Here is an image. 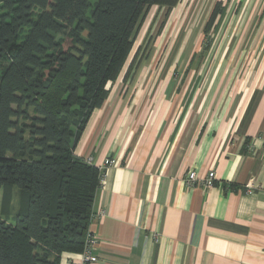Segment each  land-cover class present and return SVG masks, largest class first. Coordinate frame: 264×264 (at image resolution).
I'll list each match as a JSON object with an SVG mask.
<instances>
[{
    "label": "crops",
    "instance_id": "crops-1",
    "mask_svg": "<svg viewBox=\"0 0 264 264\" xmlns=\"http://www.w3.org/2000/svg\"><path fill=\"white\" fill-rule=\"evenodd\" d=\"M206 1V20L215 23L201 30L221 38L208 46V76L185 79L186 93L167 77L160 78L167 87L150 92L118 95L112 87L75 147L99 180L104 173L88 223L94 264H264V0ZM253 6L260 12L249 30L244 16ZM245 28L256 37L251 61L245 45L231 44ZM227 68L245 71L233 78L220 73ZM108 157L116 165L100 170ZM191 171H213L214 185L188 186ZM0 189L1 213L25 205L18 190L13 207L14 188ZM77 257L63 254L60 264Z\"/></svg>",
    "mask_w": 264,
    "mask_h": 264
},
{
    "label": "trees",
    "instance_id": "trees-1",
    "mask_svg": "<svg viewBox=\"0 0 264 264\" xmlns=\"http://www.w3.org/2000/svg\"><path fill=\"white\" fill-rule=\"evenodd\" d=\"M177 1L0 0V188L26 194L0 213V264L80 254L100 180L73 152L147 10Z\"/></svg>",
    "mask_w": 264,
    "mask_h": 264
},
{
    "label": "rangeland",
    "instance_id": "rangeland-1",
    "mask_svg": "<svg viewBox=\"0 0 264 264\" xmlns=\"http://www.w3.org/2000/svg\"><path fill=\"white\" fill-rule=\"evenodd\" d=\"M206 2V0H178L169 8L161 5L150 7L143 18L133 49L126 59L117 81L111 86L110 91L114 87L113 92L115 94L118 93V95L122 92L124 94L130 93L131 90L133 91L132 88H135L134 94L137 91L143 90L144 92H150L156 87H167L164 84L160 85V78L164 80L167 77L177 81L179 83L177 85L178 88H183L186 93L189 92L191 86H186L187 82L185 79L208 76L210 70L206 66L213 59L210 58L211 49L209 50L208 46H213L221 38L216 36L211 37V35H206V32H202L201 30L202 25L206 24V27L211 28L215 23V20L211 19V16L209 20H206L208 13L205 15V11L209 7ZM256 7L253 6L251 10H247V15L244 16V18H248L246 22H248L249 30L254 25L256 15L260 12L256 10ZM218 8L219 6L216 7V11ZM203 13L205 17L201 20ZM37 14V9H34L33 15L36 16ZM252 19L253 22L250 23ZM243 24L245 22L243 23L242 21L240 29L244 27ZM246 30L247 28L240 33L236 31L234 38L230 36L231 44L235 45L236 48L237 46L245 45L248 53L243 54V59L251 61L255 54L250 50L252 45L255 46L256 37L252 35L248 36L249 31L247 32V36H245ZM225 39L229 41V38ZM136 49H138V53ZM241 51L229 53L230 59L241 57L242 53L239 54ZM244 67L245 65L243 69ZM243 69L231 70L227 68L226 70L222 69L220 73L225 71L226 76L228 74L234 78L241 76L245 71ZM130 82L134 86L131 87ZM122 108L124 109L123 106ZM21 122L24 121L21 119ZM89 158L87 157L83 160L91 165ZM12 190L15 194H13L11 206L14 205L13 207H16L19 201L17 196L18 189L14 188ZM19 192L26 198V194L21 191ZM1 194L2 190L0 189V213L4 209V205L1 203ZM5 195L9 196V194Z\"/></svg>",
    "mask_w": 264,
    "mask_h": 264
},
{
    "label": "built area",
    "instance_id": "built-area-1",
    "mask_svg": "<svg viewBox=\"0 0 264 264\" xmlns=\"http://www.w3.org/2000/svg\"><path fill=\"white\" fill-rule=\"evenodd\" d=\"M89 160H90V164H92L93 163L92 159L89 158ZM116 162L117 161L112 157L105 158L100 163L99 169L104 170L107 167L115 166ZM103 176H104V173L103 174L101 173L100 174V181L103 180ZM185 183L190 187L195 185V184H200L201 186H204V187H212L214 185V172L209 171L204 177L198 176L193 171L188 172L186 174ZM253 189H254V186L252 185V183L248 184L246 186V193L250 194ZM103 215H104V212L99 213V216H103ZM96 242H97V240H96L95 236L93 234H91L90 232H88L85 236L82 251L80 252L78 257L76 258V260L74 262H72V264H94L95 261H94L93 252L95 249Z\"/></svg>",
    "mask_w": 264,
    "mask_h": 264
}]
</instances>
